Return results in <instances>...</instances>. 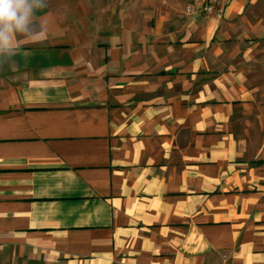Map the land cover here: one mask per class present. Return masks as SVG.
Returning a JSON list of instances; mask_svg holds the SVG:
<instances>
[{
  "label": "crops",
  "instance_id": "crops-1",
  "mask_svg": "<svg viewBox=\"0 0 264 264\" xmlns=\"http://www.w3.org/2000/svg\"><path fill=\"white\" fill-rule=\"evenodd\" d=\"M190 1L49 0L0 69V264H264V140Z\"/></svg>",
  "mask_w": 264,
  "mask_h": 264
},
{
  "label": "rangeland",
  "instance_id": "rangeland-1",
  "mask_svg": "<svg viewBox=\"0 0 264 264\" xmlns=\"http://www.w3.org/2000/svg\"><path fill=\"white\" fill-rule=\"evenodd\" d=\"M241 14L221 20L224 61L220 69L241 68L250 101L237 120L238 136L249 146L264 140V0H242Z\"/></svg>",
  "mask_w": 264,
  "mask_h": 264
},
{
  "label": "clouds",
  "instance_id": "clouds-1",
  "mask_svg": "<svg viewBox=\"0 0 264 264\" xmlns=\"http://www.w3.org/2000/svg\"><path fill=\"white\" fill-rule=\"evenodd\" d=\"M49 5V0H0V69L27 55L23 45L43 43L55 30Z\"/></svg>",
  "mask_w": 264,
  "mask_h": 264
},
{
  "label": "built area",
  "instance_id": "built-area-1",
  "mask_svg": "<svg viewBox=\"0 0 264 264\" xmlns=\"http://www.w3.org/2000/svg\"><path fill=\"white\" fill-rule=\"evenodd\" d=\"M223 0H191L186 6V14L193 17L207 16L221 21L225 18Z\"/></svg>",
  "mask_w": 264,
  "mask_h": 264
}]
</instances>
